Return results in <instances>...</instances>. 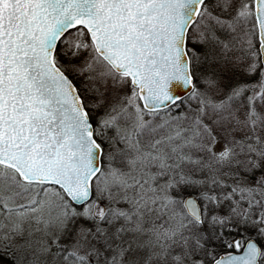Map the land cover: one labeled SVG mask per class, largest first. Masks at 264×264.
<instances>
[{
  "label": "snow or ice",
  "instance_id": "6c2138e0",
  "mask_svg": "<svg viewBox=\"0 0 264 264\" xmlns=\"http://www.w3.org/2000/svg\"><path fill=\"white\" fill-rule=\"evenodd\" d=\"M0 264H264V0H0Z\"/></svg>",
  "mask_w": 264,
  "mask_h": 264
}]
</instances>
